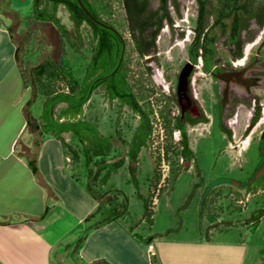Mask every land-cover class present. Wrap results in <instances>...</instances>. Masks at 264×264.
I'll use <instances>...</instances> for the list:
<instances>
[{
    "label": "rangeland",
    "instance_id": "374dc122",
    "mask_svg": "<svg viewBox=\"0 0 264 264\" xmlns=\"http://www.w3.org/2000/svg\"><path fill=\"white\" fill-rule=\"evenodd\" d=\"M32 1L0 0V22L8 25L15 37L19 50V63L24 71L39 64L47 56L54 57L62 45L60 35L51 23L30 21ZM177 1L180 4V15L177 17L173 13L175 24L173 27L177 30L173 31L167 25L161 30L155 53L138 61L136 53L132 51L131 43L129 44L133 59L132 69L136 73L145 66L151 69L153 83L157 88L153 98H156L160 92L173 91L176 85L175 75L188 61V47L193 36L197 8L195 0ZM154 4L157 5L156 0ZM116 6L118 16L122 18L123 8L119 2ZM58 15L62 23L68 28L72 27L64 7H60ZM251 28L254 36L245 42L243 58L239 60L240 62L234 61V66H244L250 56L252 63L250 68L256 69L260 65L257 60H253L256 53L259 54V58L264 57V47L259 50L261 42L264 41V26L258 28L253 23ZM83 30L86 39L89 40L87 28L84 27ZM180 32L184 35L178 36L177 33ZM124 35L130 41L129 31L125 30ZM218 46L223 48L221 43ZM90 55L89 43L82 54L66 46L64 60L71 66L75 76L82 79ZM224 55V58L229 60L230 55L228 53ZM195 69L194 90L208 116L205 123L188 127L190 146L196 155L197 163L177 156L174 151L165 153L166 135L165 132L161 133L159 128L162 120L159 113L160 104L154 105L152 116L154 134L149 148H144L140 154V162L137 165L139 182L137 189L126 156L129 146L122 140H130L138 119L131 110L123 108L119 126L116 127L118 102L116 100L110 102L103 91L97 90L92 93L84 107V117L104 135L115 136V147L111 158L100 163L96 169L109 168L113 161L123 157L125 163L121 168L111 171L106 185L103 186L100 178L94 187L102 192L113 188L120 191L128 205V211L121 220L130 229H136L140 237L152 232L153 235L161 234L171 239L195 242L191 245H172L173 252L169 253L167 250L166 253L172 261L179 264H264V216L256 228L245 223L258 209L264 208V168L256 171L260 161L259 141L264 131V89L255 90L258 94L257 102L262 103L260 105L262 112L255 124L250 121L253 113V109L250 108L252 104H249L252 103L251 99L246 101L248 106L241 104L236 109L235 116L226 121L227 127L233 134L230 140L219 127L220 80L204 74L200 63ZM36 99L32 108L34 113L42 110V97L38 96ZM62 106V104L56 105L54 112L57 113ZM191 109L192 112H197L196 107ZM175 111L178 112L177 108ZM28 130L29 134H33V138L39 136L31 127ZM174 137L177 142L180 133L175 131ZM65 138L78 145V141L72 135H66ZM25 148L26 145H23L21 150ZM159 156L161 179L158 187L151 190L150 207L154 211L151 223L143 217V202L139 194L143 196L149 194V180ZM172 165L175 168L180 167L182 173L177 178L174 189L168 193L164 188L170 181ZM73 169L83 182H90L84 159L77 164L74 163ZM236 193L239 196L235 197ZM228 222L234 223L233 226H228ZM209 231L212 241L202 245L200 238L209 239L207 238ZM77 243L78 239L74 244ZM176 248L181 249L182 252H176Z\"/></svg>",
    "mask_w": 264,
    "mask_h": 264
},
{
    "label": "trees",
    "instance_id": "16d2710c",
    "mask_svg": "<svg viewBox=\"0 0 264 264\" xmlns=\"http://www.w3.org/2000/svg\"><path fill=\"white\" fill-rule=\"evenodd\" d=\"M82 1L93 15L115 27L119 34L94 22L83 11L77 0H33L30 21L51 23L58 31L62 45L54 57L47 56L28 71L23 70L25 82L32 89V99L35 100L38 96L43 99L42 113L39 118L28 117L29 127L44 136H54L59 139L74 163L77 164L84 159L87 176L90 179L87 190L98 201L97 209L82 222L78 229L83 231V236L79 241L80 246L92 230L110 221L118 220L128 211V205L118 189L113 188L102 192L94 187L100 178H102L103 186L106 185L111 171L121 168L125 161L124 157L119 158L113 161L109 168L96 169L100 163L111 158L115 147V136L104 135L98 127L84 117V107L93 92L101 90L110 102L115 100L118 102L119 113L116 127L119 126L120 113L123 108L131 110L138 119L130 140H122L129 146L126 156L129 159V170L137 189H139L137 165L140 162V154L144 148H149L153 134L154 105L160 104L159 113L167 141L165 153L174 151L177 156L196 161V155L190 146L187 127L182 122V116L175 111L176 95L173 92H160L156 98H153L157 93V88L153 83L151 69L145 66L136 73L132 69L133 59L129 51L131 43L132 51L136 53L138 61L156 52L157 38L165 25V17L169 18L171 27L174 23L170 0H156L162 1V4L156 8H149L151 2L155 0ZM118 2L124 11L122 18L117 14L116 3ZM172 2L179 10L178 1L172 0ZM195 3L197 8L196 34L188 50L189 54L193 55L194 63H198L200 58L203 60L205 72L210 71L213 57L217 54L220 56L219 61L225 57L224 53L232 55L233 58L241 56L245 42L254 36L251 25L255 23L258 28L264 26V0H195ZM60 7L67 10L72 22L71 28L62 23L58 15ZM84 27L90 35L89 40L84 34ZM125 30L129 31L130 41L124 35ZM221 37H225L222 40L223 48H218L216 44L221 41ZM88 43L91 45V57L83 78L79 79L64 60L66 46L82 54ZM17 56H19L18 45ZM59 104L63 106L55 113L54 107ZM260 115L261 110L258 108L251 119L252 124L258 121ZM185 116L191 125L208 120V116L202 109L200 116L190 117V114ZM219 127L231 140L232 131L227 129L221 121ZM175 131L180 132V139L177 142L174 137ZM67 134L72 135L78 141V145L66 140ZM259 144L260 161L256 171L264 168V136ZM159 162L160 156L156 159V166L149 180V194L147 196L139 194L143 202V217L151 223L154 211L150 207V195L152 188H157L160 183ZM33 164L36 170V162ZM75 172V170L72 172V176L79 181ZM181 173L180 167L175 168L172 165L170 181L164 188L168 193L174 189L175 182ZM234 196L237 197L239 194L236 193ZM263 216L264 208H260L245 223L256 228ZM227 224L233 226L234 223L228 222ZM210 227L215 228V226ZM158 236L161 234H154L145 239L140 236L136 237L150 243ZM207 236L210 239L209 234ZM152 262L157 264L155 256ZM91 264L109 263L106 260H98Z\"/></svg>",
    "mask_w": 264,
    "mask_h": 264
},
{
    "label": "crops",
    "instance_id": "0c3cea01",
    "mask_svg": "<svg viewBox=\"0 0 264 264\" xmlns=\"http://www.w3.org/2000/svg\"><path fill=\"white\" fill-rule=\"evenodd\" d=\"M32 95L15 37L0 22V264H153V256L157 264H179L167 250L171 253L172 245H191L193 240L161 235L147 243L121 218L92 230L79 245L83 231L78 229L98 201L87 190L89 182L77 172L79 181L72 176L74 162L59 139L38 131V137L29 134L28 117L42 113L32 110L37 100ZM208 233L210 239L200 238L202 245L212 241ZM148 244H153L152 251Z\"/></svg>",
    "mask_w": 264,
    "mask_h": 264
},
{
    "label": "flooded vegetation",
    "instance_id": "af4514ba",
    "mask_svg": "<svg viewBox=\"0 0 264 264\" xmlns=\"http://www.w3.org/2000/svg\"><path fill=\"white\" fill-rule=\"evenodd\" d=\"M159 4H162V1H157V5L154 4V1L151 2L149 5V8H156L159 6ZM171 4V16L173 18V13L178 17L180 15V9L177 10V7L175 3L170 0ZM180 8V6H179ZM196 18V17H195ZM174 19V18H173ZM165 25L162 27V29L167 25L171 28V30L176 31L177 29L173 26L174 23L169 25V18L165 17L164 19ZM161 29V30H162ZM161 32V31H160ZM193 36L191 42H193L195 38V26L193 27ZM139 30L137 31V34L139 35ZM183 32L177 33L178 36H182ZM159 36V35H158ZM225 37H221L219 42H217V46L219 43H222V40ZM190 42V44H191ZM264 41L261 42V45L259 47H264ZM189 44V45H190ZM234 47V45H232ZM219 48V46H218ZM244 52V49H243ZM91 57V55H90ZM89 57V60H90ZM219 54L213 57V65L209 72H205L203 69V60L200 58L198 63H194L193 61V55L191 56L189 54L188 50V62L192 63V70L188 77L187 83L179 86V76L183 69V67L180 69V71L177 72L176 76V85L173 88V91L169 90L170 92H173L176 95V103H177V110L178 113L182 116V122L186 125L187 131L188 127H194L198 124L205 123L200 122L196 123L195 125H191L186 118V114H190V117H197L201 115V109L204 111L202 105L200 104L197 95L194 90V84H193V78L194 73L196 71L195 67L198 66V64H201V70L204 74H208L216 78L217 80H220V98H219V108H218V121L223 122L225 127L229 129L226 125V121L230 120V118L235 116L236 109L241 105L244 104L248 106V103H246L247 99H251L252 103H249L251 105L250 108L253 109V113L251 116V119L253 115L257 112L258 108H260L262 112V105L261 102L258 101V94L255 92V90L264 89V57L259 58V54L256 53V57L253 58V60H257V62L260 63L256 69H251L250 66L252 63L250 62V56L248 57L247 62H245L244 66H234V61H238L243 58V54L241 56L233 58L232 55H230L229 60H226V58H223L219 61ZM88 60V63H89ZM87 63V64H88ZM185 63V64H186ZM257 73H255V72ZM224 82V83H223ZM224 84V85H223ZM223 85V86H222ZM192 107H196L197 112H192ZM205 113V111H204ZM206 114V113H205ZM250 119V121H251ZM179 132V131H178ZM180 133V132H179ZM264 136V131L262 133V137Z\"/></svg>",
    "mask_w": 264,
    "mask_h": 264
},
{
    "label": "water",
    "instance_id": "95a60500",
    "mask_svg": "<svg viewBox=\"0 0 264 264\" xmlns=\"http://www.w3.org/2000/svg\"><path fill=\"white\" fill-rule=\"evenodd\" d=\"M77 2L79 3V5H80V7L83 9V11H84V12H85V13H86V14H87V15H88V16H89L94 22L98 23V24L101 25V26H104V27H106V28H109V29L113 30L114 32H116L117 34H119V31H118L115 27H113V26H111V25L105 23L104 21L98 19L95 15H93L92 12L86 7V5L84 4V2H83L82 0H77ZM122 39H123V41H124V38H123V37H122ZM123 53H124V51H123ZM121 60H122V58H121ZM118 67H119V65L117 66V68L115 69V71L118 69ZM191 70H192V63H190V62L186 63V64L184 65V67H183L181 73H180V76H179V86H182V85H184V84L187 83V80H188V77H189V75H190V73H191Z\"/></svg>",
    "mask_w": 264,
    "mask_h": 264
},
{
    "label": "built area",
    "instance_id": "2783aa9c",
    "mask_svg": "<svg viewBox=\"0 0 264 264\" xmlns=\"http://www.w3.org/2000/svg\"><path fill=\"white\" fill-rule=\"evenodd\" d=\"M158 120L160 121V118L159 117H158ZM161 122H162V120L160 121V127L159 128H160L161 133H164L165 132L164 131V127H162V123ZM153 134H154V128H153ZM240 202H242V201H240ZM147 247L151 251L154 249L153 244H148Z\"/></svg>",
    "mask_w": 264,
    "mask_h": 264
}]
</instances>
